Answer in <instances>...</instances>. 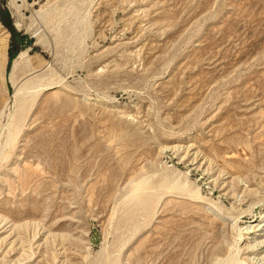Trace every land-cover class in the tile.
<instances>
[{
    "label": "rangeland",
    "instance_id": "obj_1",
    "mask_svg": "<svg viewBox=\"0 0 264 264\" xmlns=\"http://www.w3.org/2000/svg\"><path fill=\"white\" fill-rule=\"evenodd\" d=\"M0 17L32 42L8 65L0 21V264H253L264 0H0Z\"/></svg>",
    "mask_w": 264,
    "mask_h": 264
},
{
    "label": "bare ground",
    "instance_id": "obj_2",
    "mask_svg": "<svg viewBox=\"0 0 264 264\" xmlns=\"http://www.w3.org/2000/svg\"><path fill=\"white\" fill-rule=\"evenodd\" d=\"M1 28H2V26H1ZM2 29H4V28H2ZM2 34H4V33H2ZM6 39H7V35H5V34L0 35V51L2 52V53L1 52L0 53L3 54V57H4V60L1 61L4 63L3 64L1 62L0 63L3 65V71L5 69L6 59H7V55H6L7 40ZM21 56H22V53L20 54L19 57H21ZM56 88H57L56 86L49 87L46 89V91H54ZM174 149L181 151L183 153V159L190 161L191 166L193 165V166H196L198 169L199 168L204 169L208 165H210L209 164L210 159L208 160L207 157L201 153V151L199 150V147L195 144L189 143V144H185L183 146L182 145L181 146H175ZM199 170H201V169H199ZM195 172H196V170H195ZM203 172L205 173V171H203ZM232 181H234L233 175H230V176H228L222 180V189H220V190L222 192H224V194H226L225 188L227 186H229V184ZM220 188H221V186H220ZM251 210H253V209H251ZM246 212L247 211H244V213H246ZM248 214L249 213H247V216H249ZM13 228L16 229V227L14 225H13ZM239 231H241V233L239 232L240 233L239 235H240V238L242 240V243L240 246V251L242 253V260L244 262L246 261L247 263L252 262L253 264H264V220H262V221H256V220L247 221V222H245L244 227H242L241 230L239 229ZM13 243H14V241H11V244H13Z\"/></svg>",
    "mask_w": 264,
    "mask_h": 264
},
{
    "label": "trees",
    "instance_id": "obj_3",
    "mask_svg": "<svg viewBox=\"0 0 264 264\" xmlns=\"http://www.w3.org/2000/svg\"><path fill=\"white\" fill-rule=\"evenodd\" d=\"M0 21L7 28L12 38L11 45L8 50V58H9L8 65H10L11 62L17 57L18 49H19L18 47H23L24 45L31 46L32 42L27 37L18 34L11 25H7L5 23L4 18L0 17ZM16 37H18L19 43H16L14 41Z\"/></svg>",
    "mask_w": 264,
    "mask_h": 264
}]
</instances>
